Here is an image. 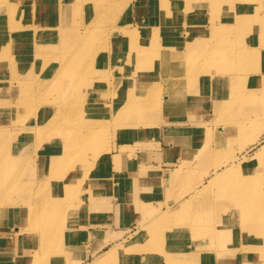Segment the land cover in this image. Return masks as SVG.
I'll return each instance as SVG.
<instances>
[{"label":"rangeland","instance_id":"374dc122","mask_svg":"<svg viewBox=\"0 0 264 264\" xmlns=\"http://www.w3.org/2000/svg\"><path fill=\"white\" fill-rule=\"evenodd\" d=\"M162 1L0 0V264H91L142 231L125 256L138 264H264V0H181L168 15ZM167 100L202 116L171 181L178 198L110 235L99 162L134 155Z\"/></svg>","mask_w":264,"mask_h":264},{"label":"crops","instance_id":"0c3cea01","mask_svg":"<svg viewBox=\"0 0 264 264\" xmlns=\"http://www.w3.org/2000/svg\"><path fill=\"white\" fill-rule=\"evenodd\" d=\"M188 104L186 100L163 101L155 128L137 133L139 148L134 155L121 156L116 150L99 162L94 181L107 187L108 234L117 236L134 225L147 224L175 203L176 184L171 181L179 174L183 148L191 141L195 126L191 120L202 118L191 112ZM118 157L121 163L117 167L114 161Z\"/></svg>","mask_w":264,"mask_h":264},{"label":"bare ground","instance_id":"6f19581e","mask_svg":"<svg viewBox=\"0 0 264 264\" xmlns=\"http://www.w3.org/2000/svg\"><path fill=\"white\" fill-rule=\"evenodd\" d=\"M181 0H165V1H162L160 4H159V9H160V13L161 14H163V15H168L167 13H166V11L164 10V8L165 9H167L169 6L170 7H173L175 4H176V2H180ZM184 7H182V6H180V7H178L177 8V10L179 11V10H182ZM126 26V25H125ZM19 32H21V33H25V32H27V31H30L31 29H26V28H19V29H17ZM139 30H136V29H134L132 32H127L126 34H125V38L124 39H127V41L128 40H135L136 39V37H137V35H138V32ZM221 34V33H220ZM24 38H27V37H25L24 36ZM1 39V38H0ZM21 37H19L18 39H17V43L19 44V43H21ZM129 41V42H130ZM3 43V42H2ZM151 45H153V46H155V45H157V42L156 41H152L151 42ZM162 48H164L163 46H162ZM149 53H145V55H148ZM144 61L146 62V64H147V71H149V68L153 71V66H152V64L150 63V60H148V59H144ZM159 72H160V74L161 75H168L169 73H168V71L167 70H165L163 67H162V65H160L159 66ZM170 75V74H169ZM168 75V76H169ZM147 76H149V77H147ZM147 76H144L143 78H139V80L141 81V80H149V78L151 77V75H148L147 74ZM63 78H62V76L61 75H58V80H62ZM88 81H90V80H88ZM98 82H100V80L99 79H96V80H94L91 84H95V83H98ZM129 82H130V80H129ZM131 82L133 83V79L131 80ZM169 83H171V82H169ZM157 92V91H156ZM156 92H154V93H156ZM138 93H139V91H136V92H134V93H132L131 94V96H130V94L128 95L129 96V100L125 103L124 102V105L120 108V110L118 111L119 113H121V116L123 115V116H125L124 114L130 109V107H129V105H131V101L132 100H135V98L137 97V95H138ZM151 93H153V92H151ZM167 94H170V95H172V94H174V92L173 91H169V92H167ZM127 98V97H126ZM1 107H3V108H6V106H1ZM12 108H9V110H11ZM57 109V108H56ZM6 110V109H5ZM94 126V125H93ZM92 126V127H93ZM31 128H35V127H31ZM92 133V132H91ZM91 133H89V134H87V135H84L83 137H87V136H90L91 135ZM86 146V145H85ZM264 150V149H263ZM81 155V154H80ZM68 160H70V159H68L67 158V154H66V152L64 153H62V155H61V157L60 156H58V157H56V158H54V160L52 159V162H51V165H50V175L51 176H53V177H56V176H58V171H59V169H61V167H62V169H63V167H65V166H67L65 163H67L68 162ZM92 160H94V159H92ZM90 161H91V159H90ZM89 166H90V163H89ZM68 168H70V167H68ZM65 170V169H64ZM69 169H67V170H65L64 171V173L65 172H67ZM64 173H62V174H64ZM74 174H76V172L74 173ZM73 174V175H74ZM226 176V174L224 175V176H222L220 179H219V181L222 179V178H224ZM64 178V177H63ZM62 179V178H61ZM53 180V179H52ZM60 180V179H59ZM55 182H57V181H55ZM61 182H62V180H61ZM54 183V182H53ZM72 185V183H70L69 185H66L65 187H64V192H71V193H73L74 191H77V188L74 190L73 189V187L71 186ZM73 189V190H70V189ZM70 196H68V198H69ZM65 198H67V195L65 196ZM9 205L8 204H6V206L3 208V209H1L2 211V214L6 211V210H8V209H12L13 210V208L12 207H8ZM15 212H17V214H15V216H16V218H18L19 217V211L18 210H16ZM8 214H9V212H8ZM179 215H180V213H179ZM163 220V217H161V218H159L158 220H156L154 223H159V222H161ZM20 223V222H19ZM16 233H15V239L14 240H16V242H18L20 239L18 238V233L20 232V227H17V229H16V231H15ZM139 234H140V237H142L144 234H145V231H142V232H139ZM60 235H61V233H60ZM139 237V238H140ZM138 237L137 238H132L130 241H128L127 242V244H126V246H125V248H127V252H125V251H120V252H118L117 251V248L119 247V246H117V247H112V248H110V249H108L107 251H104L103 253H101V254H99L94 260H95V262H93V263H91V264H138L139 262L138 261H136V260H134V259H131V257H125L126 255H131L130 254V252L129 251H131V246H134V245H136V243H137V241H138V239H139ZM13 240V241H14ZM198 260H193V259H191L190 261H184V262H176V260H172V259H170L169 260V264H180V263H183V264H201V263H199V262H197ZM1 262V261H0ZM2 262H3V264L5 263V260H2Z\"/></svg>","mask_w":264,"mask_h":264}]
</instances>
